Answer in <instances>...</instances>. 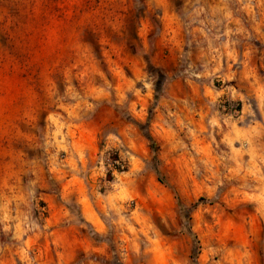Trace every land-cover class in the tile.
Masks as SVG:
<instances>
[{
    "label": "clouds",
    "instance_id": "1",
    "mask_svg": "<svg viewBox=\"0 0 264 264\" xmlns=\"http://www.w3.org/2000/svg\"><path fill=\"white\" fill-rule=\"evenodd\" d=\"M148 5L149 14L155 15L157 21L163 20L158 12L164 11L170 26L163 33L158 25L141 26L140 36L133 38L122 24L131 0H0V204L5 210L12 203L23 217L24 213L19 212L21 205L27 208L32 201L44 198L38 196L37 191L45 187L39 181L46 172L59 183L76 177L93 208L105 216L112 212L113 223L126 225L135 216L129 215L127 210L121 215L122 204L125 209L136 205L150 214L144 204H137L136 192L141 179L146 182L149 177H159L167 181V172L182 165L185 169L182 191L195 187L196 165L188 154V148L195 141L209 148L208 158L204 153L197 154L208 172L199 180V187L209 197L214 194L216 184L220 183L215 164L220 163V159L210 155L216 143L212 129H220L221 123L232 129L235 122L230 117L225 121L209 110L219 93L202 105L194 101L208 95L203 91L200 78L221 71L219 53L212 49L215 64L210 65L203 51L195 60L191 59V53L180 51L184 43L181 16L196 20L204 8L198 0H183L179 9L167 8V0H148ZM142 6L140 0H135L136 8ZM240 7L249 18L248 28L231 16L223 0L215 10H222L225 18L233 19L237 25L234 31L244 39L252 35L264 37V0H243ZM85 28L93 31L98 46H85L80 40ZM149 30L153 35H147ZM164 47L175 50L178 59H187L186 66L181 65L182 71L167 67L162 55ZM244 56V79L249 92L247 98L240 96L244 107L237 120L247 124L253 142L247 148L242 145L241 150L251 149L256 155L254 176L258 180L257 187L264 193V174L260 173V168H264V141L261 140L264 137V75L259 74L264 71V52L257 57L258 65H249L247 48ZM197 62L203 66V71H193ZM129 65L135 67L131 78L123 71ZM194 79L195 91L186 93L184 98L175 95L180 87H192ZM253 96L258 97V103ZM149 107L155 116L151 136L159 140L151 150L153 140L146 123ZM121 108L123 112L117 118L115 114ZM77 125L91 130L94 138L91 148L86 144L74 146L70 130ZM178 134L186 137L189 144L183 143ZM17 142L35 153L32 159L18 154L13 147ZM224 143L231 149V140L225 138ZM96 144L101 146L97 149ZM61 152L66 156H61ZM185 155H188L187 160ZM113 156L118 159H112ZM222 158L234 159L228 153ZM27 171H32L35 178L21 185L19 176ZM109 172L114 177L111 181L107 179ZM206 180L212 182L211 186ZM121 190L126 193L123 197L118 196ZM75 193V187L57 188L50 196L53 203L63 209L71 203L79 204L78 200L71 199ZM196 194H200L199 188ZM144 202L152 204L147 192ZM255 212L264 221V202ZM63 215L67 217V212ZM159 223L162 229L169 227L167 220ZM246 223L242 221L241 226ZM220 244L222 246L223 241ZM216 250L206 247L208 254ZM241 251L244 264H249L248 247Z\"/></svg>",
    "mask_w": 264,
    "mask_h": 264
},
{
    "label": "rangeland",
    "instance_id": "2",
    "mask_svg": "<svg viewBox=\"0 0 264 264\" xmlns=\"http://www.w3.org/2000/svg\"><path fill=\"white\" fill-rule=\"evenodd\" d=\"M140 2L143 6L138 9L135 7V0H131V6L123 14L122 24L127 32L136 38L141 34L140 27L147 28L149 25H158L162 33L166 31L170 20L164 11L158 12L163 20L157 21L155 15L149 14L148 0ZM242 2L243 0L239 3L238 0H223L231 16L238 19L244 28H248L250 21L246 11L240 7ZM182 3L183 0H167V8L179 9ZM198 3L204 8V12L196 20L181 16V35L184 43L180 45V51L191 53L192 60L203 51L209 58V64L214 65L212 49H216L221 71L200 78L204 84L203 91L208 95L194 103L202 105L205 100H210L213 95L219 93L209 110L225 121L230 117L231 121L235 122L232 129L225 123L220 124V129H212V139L216 143L211 148L210 155L220 159V163L215 164L220 183L216 184L214 194L209 197L207 192L199 187V180L208 175V172L207 166L197 159V154L204 153L206 158L209 155L208 146L199 141L193 142L188 148V154L196 165L195 187L190 191H182L185 171L182 165H177L167 172V181L159 177H149L146 182L141 179L136 192L137 204H144L150 214H145L136 205L125 209L122 204L121 215L127 210L129 215L135 216V219L126 225L113 223L112 212L105 216L93 208L83 195V187L76 177H68L63 183H59L56 177L45 172L41 174L39 181L45 187L37 191V195L44 198L32 201L27 208L21 205L19 212L24 213L23 217L18 215L16 205L9 203L5 210L0 204V264H27L28 261L32 264H244L241 250L245 246L250 252L249 264H264V221L260 220L255 212L256 207L264 202V193L257 187L258 180L254 176L253 163L257 160L256 155H253L251 149L241 150V146L247 148L253 138L247 130V124L237 120L244 107L240 96L247 98L249 92L247 81L244 79V51L246 48L250 51L249 65H258L257 57L264 52V37L255 38L252 35L244 39L242 34L236 33L234 29L237 25L233 19L225 18L222 10H215L220 0H198ZM147 35L151 36L153 32L149 30ZM80 40L85 46H98L97 38L89 28L83 30ZM98 50L104 54L102 49ZM162 55L169 69L182 71L181 65L187 64V59H178L175 50H170L169 47L162 49ZM134 64L135 61L132 62V65ZM132 65L123 70L128 78L135 72ZM203 70L199 62L193 69L195 72ZM259 74L264 75V71ZM228 76L231 78H227ZM196 86L194 79L192 87H180L175 91V95L184 98L186 93L195 91ZM252 99L258 103L257 96ZM121 112L123 108L115 114L117 118H120ZM154 119L152 108L149 107L146 123L149 136L156 147L159 140L151 136ZM70 131L74 146H93L94 138L90 129L77 125ZM137 131L143 136L141 129L138 128ZM178 135L183 143L189 144L186 137ZM225 138L231 140V149L224 143ZM261 140L264 141V137H261ZM100 146L95 145L97 149ZM13 147L18 154H23L28 159L35 155L22 142L15 143ZM226 153L231 154L234 159L222 158ZM61 156L66 154L61 152ZM184 159L187 160L188 155H185ZM229 168L232 171H228ZM260 173L264 174V168H260ZM29 178H35L32 171L21 174V185L26 184ZM113 179L112 175L110 181ZM205 183L211 186L212 182L206 180ZM73 187L76 193L71 199L78 200V205L71 203L62 209L53 203L50 192L57 188ZM198 188L200 194L197 195ZM145 192L152 197L151 206L144 202ZM124 195L126 193L123 190L118 193L120 197ZM65 211L67 217L63 215ZM186 215L188 220L184 219ZM21 219L24 223H20ZM161 220H167V229L160 227ZM242 221L247 222L246 226H241ZM188 225L197 236V247L194 246V238L187 229ZM220 241H223L222 246ZM206 247L218 250L208 254ZM192 253L196 256V263L192 262Z\"/></svg>",
    "mask_w": 264,
    "mask_h": 264
},
{
    "label": "trees",
    "instance_id": "3",
    "mask_svg": "<svg viewBox=\"0 0 264 264\" xmlns=\"http://www.w3.org/2000/svg\"><path fill=\"white\" fill-rule=\"evenodd\" d=\"M150 137V136H149ZM149 137H147L148 139H149ZM152 139V138H151ZM151 147H155V143H154V141H153V144L150 146V148ZM112 159H118V156H113V157H111ZM117 172H119V169L117 168ZM107 179L108 180H110V179H112V173L111 172H109L108 174H107ZM184 219H189V217H188V215H186L185 216V218ZM187 229H188V231H189V233L190 234H192V236H193V238H194V246L195 247H197V243H198V239H197V236L191 231V228L189 227V225L187 226ZM196 249V248H195ZM195 253H196V251H195ZM191 257V259H192V262L193 263H196L195 262V259H196V256H195V254L194 253H192V255L190 256Z\"/></svg>",
    "mask_w": 264,
    "mask_h": 264
}]
</instances>
